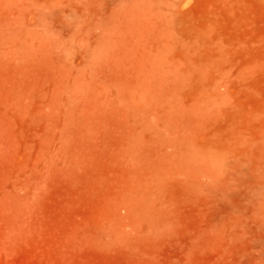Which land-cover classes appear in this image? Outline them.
<instances>
[{
    "label": "rangeland",
    "instance_id": "rangeland-1",
    "mask_svg": "<svg viewBox=\"0 0 264 264\" xmlns=\"http://www.w3.org/2000/svg\"><path fill=\"white\" fill-rule=\"evenodd\" d=\"M0 264H264V0H0Z\"/></svg>",
    "mask_w": 264,
    "mask_h": 264
}]
</instances>
